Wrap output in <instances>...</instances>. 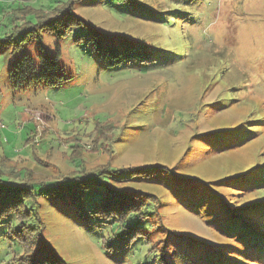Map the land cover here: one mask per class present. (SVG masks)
Here are the masks:
<instances>
[{"label": "rangeland", "instance_id": "1", "mask_svg": "<svg viewBox=\"0 0 264 264\" xmlns=\"http://www.w3.org/2000/svg\"><path fill=\"white\" fill-rule=\"evenodd\" d=\"M69 1L0 0V40L27 22L35 24L34 13L49 14ZM142 1L160 11L174 8L170 0ZM71 9L102 33L132 36L158 51H172L173 61H159L149 71L111 68L77 42L88 35L86 29L75 28L65 39L45 32L41 45L29 43L17 58L53 57L59 51L58 61L72 80L62 87L23 91L8 80L11 49L0 48V180L49 184L83 173L84 164L89 171L174 165L187 150L184 172L207 179L264 162V131L250 146L218 155L200 141L202 133L264 117V0H198L168 27L121 14L117 0H74ZM233 93L238 98L229 103ZM146 189L161 197L158 223L206 240L215 236L162 187ZM40 203L43 234L68 264L140 262L142 257L132 263L126 255L122 261L106 255L102 236L91 233L97 228L84 227L50 202ZM11 222L20 226L15 218ZM10 226L0 227V264H18L23 251L16 239L4 236ZM165 231L154 230L148 237L156 242ZM101 235L106 240L109 230Z\"/></svg>", "mask_w": 264, "mask_h": 264}, {"label": "trees", "instance_id": "2", "mask_svg": "<svg viewBox=\"0 0 264 264\" xmlns=\"http://www.w3.org/2000/svg\"><path fill=\"white\" fill-rule=\"evenodd\" d=\"M198 0H170L173 9L160 11L142 0H117L119 12L135 18L171 26L177 13L183 14ZM74 0L52 10L49 14L34 13L36 23H25L21 29L0 40V48L11 49L14 60L8 70L12 87L23 91L62 87L72 80L53 57L23 54L26 46L50 32L65 39L75 28L88 31L78 43L91 48L95 57L106 66L136 67L143 71L159 61L172 62V51H158L139 38L124 34H106L96 30L71 9ZM167 14H174L173 18ZM22 38L16 42L18 34ZM42 49V47H40ZM228 102L237 100L236 93ZM230 96V95H229ZM251 123H259L250 127ZM264 131V117L230 129H217L200 135L209 144L211 153L221 154L248 147ZM134 143V141H132ZM187 150L174 165L155 162L130 168L100 167L75 172L45 184L12 185L0 180V227L11 225L4 236L22 245L18 264H68L48 243L43 234L41 202H50L61 214L84 227L97 228L94 236H102L106 255L131 258L138 264H264V162L257 161L247 169L241 165L216 179L184 172ZM162 187L172 202L197 216L215 236L204 239L191 232H181L158 223L161 197L146 188ZM227 191V192H225ZM13 218L20 226H13ZM109 230L103 239L102 230ZM165 231V238L152 242L149 234ZM98 231V232H97ZM167 235V236H166ZM146 251V254L144 255ZM111 252V253H110ZM127 263V262H126Z\"/></svg>", "mask_w": 264, "mask_h": 264}]
</instances>
